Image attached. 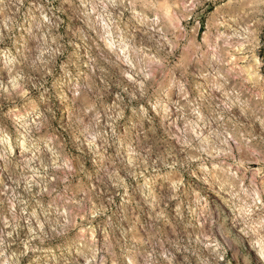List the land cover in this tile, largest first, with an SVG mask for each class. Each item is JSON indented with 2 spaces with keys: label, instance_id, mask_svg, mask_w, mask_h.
<instances>
[{
  "label": "rangeland",
  "instance_id": "rangeland-1",
  "mask_svg": "<svg viewBox=\"0 0 264 264\" xmlns=\"http://www.w3.org/2000/svg\"><path fill=\"white\" fill-rule=\"evenodd\" d=\"M0 264H264V0H0Z\"/></svg>",
  "mask_w": 264,
  "mask_h": 264
}]
</instances>
